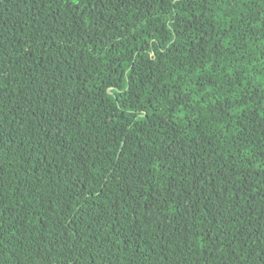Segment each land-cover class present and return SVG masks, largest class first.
Wrapping results in <instances>:
<instances>
[{"label":"trees","instance_id":"obj_1","mask_svg":"<svg viewBox=\"0 0 264 264\" xmlns=\"http://www.w3.org/2000/svg\"><path fill=\"white\" fill-rule=\"evenodd\" d=\"M0 264H264V0H0Z\"/></svg>","mask_w":264,"mask_h":264},{"label":"snow or ice","instance_id":"obj_2","mask_svg":"<svg viewBox=\"0 0 264 264\" xmlns=\"http://www.w3.org/2000/svg\"><path fill=\"white\" fill-rule=\"evenodd\" d=\"M77 2H78V0H77Z\"/></svg>","mask_w":264,"mask_h":264}]
</instances>
